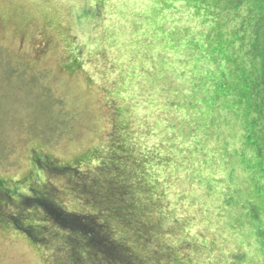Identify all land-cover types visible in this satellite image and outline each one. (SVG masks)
<instances>
[{
	"label": "rangeland",
	"instance_id": "1",
	"mask_svg": "<svg viewBox=\"0 0 264 264\" xmlns=\"http://www.w3.org/2000/svg\"><path fill=\"white\" fill-rule=\"evenodd\" d=\"M262 69L264 0H0V264H264Z\"/></svg>",
	"mask_w": 264,
	"mask_h": 264
},
{
	"label": "flooded vegetation",
	"instance_id": "2",
	"mask_svg": "<svg viewBox=\"0 0 264 264\" xmlns=\"http://www.w3.org/2000/svg\"><path fill=\"white\" fill-rule=\"evenodd\" d=\"M33 154L30 158V162L36 167L37 170L42 172V169H48V167H54L56 169H61V168H67L69 170L74 169V171H79V169L74 168L75 164L71 163H60L54 160L53 157H51L47 153H43L42 150H32ZM33 169L32 171H37ZM29 174V173H28ZM26 173L25 176L28 175ZM38 175V174H37ZM24 176V177H25ZM34 184L29 187V191L33 192V190H36L38 193L48 196L47 189L45 188V184L47 181H45L43 178H39L38 180L33 181V174L31 180H27V185ZM14 185L15 183L12 181L11 183ZM53 187V186H52ZM32 189V190H31ZM13 192H17L10 186L9 181L0 175V225L3 227L10 225L13 226L14 228H17L21 232L27 234L30 237L34 236L33 234L35 233L37 235L38 230L40 231L43 229V224L37 222L38 224H35L33 221L27 220V219H22L24 216V211L19 209H16L15 211L9 210V197ZM26 193L23 192L21 195L19 193V198L20 196H25ZM31 197L30 195H26V198ZM38 225V226H37ZM31 232V234H29ZM33 233V234H32ZM33 238V237H32Z\"/></svg>",
	"mask_w": 264,
	"mask_h": 264
},
{
	"label": "trees",
	"instance_id": "3",
	"mask_svg": "<svg viewBox=\"0 0 264 264\" xmlns=\"http://www.w3.org/2000/svg\"><path fill=\"white\" fill-rule=\"evenodd\" d=\"M258 77H261V79L257 81L256 90L258 93H261L260 91L262 87L259 84L261 85L264 84V69H262V72L260 73ZM67 213L69 214H65L63 216L64 224L62 225H64L70 230H74L80 233L82 237L84 236L83 244L88 245L89 247H92L96 251L102 252L105 258L113 259L114 257L116 260H118V253H116L115 248H114L115 247L114 245H116L115 241L111 240L110 238H105L107 234V230H104L103 227L102 228L100 227V226H104L103 221L97 222L96 226L95 227L92 226L93 229H90L88 225H86V223L84 222V221H87V218H88V217H83L86 214L81 213V212H76L74 210H72V212L67 210ZM77 214H80L82 217L80 218ZM33 235L35 236L36 234L34 233ZM42 235L43 234H41V232H39L38 230L36 237L38 236L41 239Z\"/></svg>",
	"mask_w": 264,
	"mask_h": 264
},
{
	"label": "crops",
	"instance_id": "4",
	"mask_svg": "<svg viewBox=\"0 0 264 264\" xmlns=\"http://www.w3.org/2000/svg\"><path fill=\"white\" fill-rule=\"evenodd\" d=\"M241 138H242V136H241ZM248 153L253 157V155H252L250 150H248ZM244 156H245V158H247L245 151H244Z\"/></svg>",
	"mask_w": 264,
	"mask_h": 264
}]
</instances>
